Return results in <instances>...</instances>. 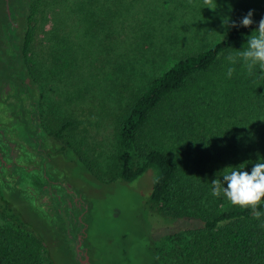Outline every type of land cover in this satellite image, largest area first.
Returning <instances> with one entry per match:
<instances>
[{
	"label": "trees",
	"instance_id": "1",
	"mask_svg": "<svg viewBox=\"0 0 264 264\" xmlns=\"http://www.w3.org/2000/svg\"><path fill=\"white\" fill-rule=\"evenodd\" d=\"M54 1L58 0H19L18 8L13 2L11 20L4 12L13 45L10 56L5 57L14 59L9 65L12 69L7 70L12 75L8 83H14L21 95L26 92L31 96L35 109L23 120L35 123L58 142L61 152L75 153L69 139L75 122L51 113L43 104L40 88L52 81L51 75L63 73L71 65L60 63L55 47H49L53 62L43 67L47 73L43 77L39 74L42 67L29 58L46 21L45 9ZM262 17L264 2L251 26L228 28L222 41L179 59L138 88L128 86V97L115 119L117 150L105 171L85 164L78 156L101 182L133 183L154 170L149 211L158 217L200 223L164 238L157 255L165 262L264 264V215L255 219L251 209H241L225 197L211 194L212 180L222 179L232 167L240 166L250 173L255 163L264 162V71L256 66L249 75L239 56L247 48L248 38L256 35ZM57 18H52L53 35L58 31ZM229 55L237 58L234 65L226 59ZM228 67L235 69L231 78ZM14 191L31 204L34 213L43 212L54 219L60 236L69 244V226L54 206L43 210L19 188ZM258 210L264 213V201ZM22 215L0 192V218L4 222L0 225V264H45L47 251L41 238L27 230L33 225Z\"/></svg>",
	"mask_w": 264,
	"mask_h": 264
},
{
	"label": "rangeland",
	"instance_id": "2",
	"mask_svg": "<svg viewBox=\"0 0 264 264\" xmlns=\"http://www.w3.org/2000/svg\"><path fill=\"white\" fill-rule=\"evenodd\" d=\"M18 1L8 0L9 7L13 9L14 2L18 8ZM215 2L217 7L211 10L203 0H58L45 9L46 23L29 58L42 67L41 74L43 67L53 62L49 47H55L58 61L71 65L65 72L51 75L52 81L40 88L43 104L51 113L75 122L69 137L75 153L59 152L55 161L59 180L88 205L86 237L80 249L91 264H172L157 255L164 238L200 226L197 221L172 220L149 211L154 170L133 183L101 182L78 156L85 164L105 171L117 150L115 119L128 89L138 88L179 59L222 41L228 29L221 26L224 17L238 24L254 10V21L264 0H213V5ZM4 5L5 0H0V63L13 50ZM54 15L59 22L55 37L50 32ZM4 86L0 84V94ZM3 117L0 114L1 121ZM7 121L14 127L12 119ZM5 186L0 182L3 198L33 225L27 230L41 238L47 251L44 263H78L74 230L69 227L70 242L66 244L54 219L43 212L34 213L31 204Z\"/></svg>",
	"mask_w": 264,
	"mask_h": 264
},
{
	"label": "flooded vegetation",
	"instance_id": "3",
	"mask_svg": "<svg viewBox=\"0 0 264 264\" xmlns=\"http://www.w3.org/2000/svg\"><path fill=\"white\" fill-rule=\"evenodd\" d=\"M3 59L5 61L0 63V84L5 86L0 94V105L3 107L0 114H4L5 120H0V182L4 186L11 184L5 186L6 190L19 188L26 199L44 210L54 206L62 221L74 230L75 243L84 244L88 205L82 196L68 191L58 178L60 169L55 160L61 152V145L54 143L35 123L29 125L23 120L35 107L30 104L28 93L21 95L15 90L14 83H8L12 75L7 70L12 69L9 65L14 59L5 56ZM3 64L7 66L4 68ZM9 118L15 123L14 127L9 125Z\"/></svg>",
	"mask_w": 264,
	"mask_h": 264
},
{
	"label": "clouds",
	"instance_id": "4",
	"mask_svg": "<svg viewBox=\"0 0 264 264\" xmlns=\"http://www.w3.org/2000/svg\"><path fill=\"white\" fill-rule=\"evenodd\" d=\"M191 2V0H189ZM205 7L215 10L217 4L213 5V0H203ZM253 12L248 13L239 21H231L230 17H224L221 26L225 28L249 27L253 24ZM244 62V67L249 75L253 69L259 66L264 71V17L258 23L256 35H251L247 40V48L239 53ZM231 64L236 63V57L229 55L226 58ZM234 67H228L227 76L231 78ZM244 168L232 167V171L222 176V179L212 180V195L214 197H225L228 202L241 209H251L253 217L259 219L264 213L258 210V206L264 201V162H257L251 172ZM227 184V187H225Z\"/></svg>",
	"mask_w": 264,
	"mask_h": 264
},
{
	"label": "water",
	"instance_id": "5",
	"mask_svg": "<svg viewBox=\"0 0 264 264\" xmlns=\"http://www.w3.org/2000/svg\"><path fill=\"white\" fill-rule=\"evenodd\" d=\"M5 10H6L8 19H10L11 18L10 17V7H9L8 0H5ZM80 246H81L80 243L77 244L76 246V253H77L76 260L78 261L79 264H91L87 253L85 252V250L81 251Z\"/></svg>",
	"mask_w": 264,
	"mask_h": 264
}]
</instances>
